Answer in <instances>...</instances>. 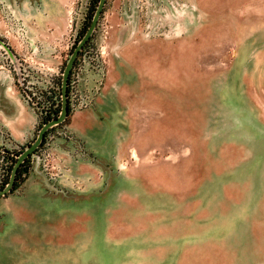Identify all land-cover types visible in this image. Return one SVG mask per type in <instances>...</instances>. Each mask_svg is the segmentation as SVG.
<instances>
[{
  "label": "rangeland",
  "instance_id": "1",
  "mask_svg": "<svg viewBox=\"0 0 264 264\" xmlns=\"http://www.w3.org/2000/svg\"><path fill=\"white\" fill-rule=\"evenodd\" d=\"M40 2L0 0V88L18 90L36 115L29 139L0 131V188L3 147L24 149L60 103L89 4L67 5L66 30L44 46L32 39L45 29ZM174 16L168 33L127 44L119 105L106 106L95 144L79 149L95 177L59 182L53 144L71 136L72 113L93 106L106 78L31 154L27 171L38 159L44 189L28 188L26 171L0 196V264H264V0H176ZM98 21L104 40L96 25L83 51L101 47L108 63L110 26Z\"/></svg>",
  "mask_w": 264,
  "mask_h": 264
},
{
  "label": "crops",
  "instance_id": "2",
  "mask_svg": "<svg viewBox=\"0 0 264 264\" xmlns=\"http://www.w3.org/2000/svg\"><path fill=\"white\" fill-rule=\"evenodd\" d=\"M72 1L41 0L40 5H46V23L45 29L41 28L43 33L32 34L34 43L37 41L39 45L44 46L52 44L55 42L54 37L66 30V6ZM175 5L176 0H147L143 5L138 0H106L102 14L110 26L107 39L108 74L93 106L72 113L69 124L71 136H58L54 141L53 151L60 173L58 181L62 184L77 183L75 178L88 183L95 177L96 168L79 149L95 144L92 133L104 128V121L100 120L99 115L111 111L107 110L106 106L114 108L119 105L118 92L115 90L122 80V67L126 66L127 44L138 38V34L143 37L144 33H168L173 24L170 22H174ZM33 52L36 56L48 58L49 65L60 64V56L57 53L45 55L46 53L41 51ZM35 125L36 115L23 101L18 90L13 88L10 92H5L0 88V131L5 130L13 141L21 142L32 137ZM99 136V145H103L104 132L101 131ZM32 156L34 157V154ZM25 179L28 180V188L31 186L39 192L46 186V176L41 171L38 159L32 162Z\"/></svg>",
  "mask_w": 264,
  "mask_h": 264
},
{
  "label": "built area",
  "instance_id": "3",
  "mask_svg": "<svg viewBox=\"0 0 264 264\" xmlns=\"http://www.w3.org/2000/svg\"><path fill=\"white\" fill-rule=\"evenodd\" d=\"M97 26L102 30L100 40L105 37V25ZM89 48L83 51L82 59H77L73 64L68 81V104L71 108H80L92 103L95 95L99 92L106 78L107 63L104 57V50L101 47ZM78 56V55H77ZM90 75V83L88 88H85V75ZM33 93V91H31ZM60 102H61V93Z\"/></svg>",
  "mask_w": 264,
  "mask_h": 264
},
{
  "label": "water",
  "instance_id": "4",
  "mask_svg": "<svg viewBox=\"0 0 264 264\" xmlns=\"http://www.w3.org/2000/svg\"><path fill=\"white\" fill-rule=\"evenodd\" d=\"M105 2L106 0H98L96 8L91 17L88 27L86 28L85 32L83 33L81 38L78 40V42L76 43V45L70 52L66 60V63L63 67V70L61 73V107H60L59 113L55 117H52L51 119L45 121L38 129L37 134L34 137V139L30 143H28L24 147V149H22V151L17 155V158L12 165L8 181L2 188H0V195H4L5 193H7L8 191L12 189V186L15 180V175L17 173L19 165L25 160L26 157H28L31 153H33L35 149L39 146L40 142L42 141L45 135L46 130L49 129V127L63 121L65 117L67 116L68 114V79H69L70 71L79 53V50L82 48L83 44L87 41V39L90 37V35L94 31L98 23V20L102 14Z\"/></svg>",
  "mask_w": 264,
  "mask_h": 264
},
{
  "label": "trees",
  "instance_id": "5",
  "mask_svg": "<svg viewBox=\"0 0 264 264\" xmlns=\"http://www.w3.org/2000/svg\"><path fill=\"white\" fill-rule=\"evenodd\" d=\"M97 2L98 0H89V4H88V11H87V15H86V18L84 20V23H83V26L81 28V30L79 31V36L81 38V36L83 35V33L85 32L86 28L88 27L89 23H90V20H91V17L94 13V10L96 8V5H97ZM104 9V8H103ZM103 12V11H102ZM94 34H95V31L92 32V34L90 35V37L87 39V41L83 44L82 48L79 50V53L80 54L84 47L87 46L88 43L91 42V39L94 37ZM79 38V39H80ZM77 59H75L76 61ZM75 63V62H74ZM59 93H61V81H59ZM60 107H61V102L59 103L58 107L57 108H54L52 111H49L41 120V124H39V128L40 126L47 120L51 119L52 117H55V115H57L60 111ZM71 112V108H70V105L68 104V114L67 116L65 117V119L61 122H59L58 124H55L51 127H49V129L46 130L45 132V135L42 139V141L40 142L39 146L35 149V151L31 154H34L35 152L38 151L39 147L44 143V140L47 136L48 133H50V131L55 127V126H58V125H61L63 124L64 122H66V120H68V116ZM54 113V115L52 116V114ZM38 128V129H39ZM22 151V149H12V148H8V147H3V154H4V159L5 161H8L7 165H6V172H7V176H6V179H4L3 183L1 184V186H4L6 184V182L8 181L9 179V176H10V172H11V168H12V165L13 163L15 162L16 158H17V155ZM31 154L25 158V160L19 165L18 167V170H17V173L15 175V180H14V184L12 186V189L15 188L19 183L20 181H22V179L25 177L26 175V171H27V168L29 166V158L31 156Z\"/></svg>",
  "mask_w": 264,
  "mask_h": 264
}]
</instances>
